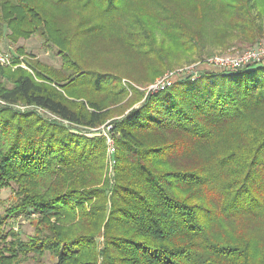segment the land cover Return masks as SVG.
<instances>
[{"label":"trees","instance_id":"trees-1","mask_svg":"<svg viewBox=\"0 0 264 264\" xmlns=\"http://www.w3.org/2000/svg\"><path fill=\"white\" fill-rule=\"evenodd\" d=\"M3 29L61 64L0 68V264H264V62L118 106L125 77L264 40V0H0Z\"/></svg>","mask_w":264,"mask_h":264},{"label":"rangeland","instance_id":"rangeland-1","mask_svg":"<svg viewBox=\"0 0 264 264\" xmlns=\"http://www.w3.org/2000/svg\"><path fill=\"white\" fill-rule=\"evenodd\" d=\"M7 33H8L7 30H4V29L0 32V52L8 54L12 59V64L4 65V64L0 63V68L10 69L11 72H14L18 68H21V69H23V70H25L31 74L32 71L26 65L24 60H26L28 62H32V61L37 60L38 62L47 64L48 66L52 67L53 69L60 67L61 62H60V59L57 57L55 50L52 48L50 49L49 47L44 45L43 41L38 36H32L27 40L21 39L18 41V43L11 44L5 37V35ZM260 43H264V40L260 41L258 44H260ZM255 46H253V47H255ZM253 47L252 46L251 47L243 46V47H240V49L231 48V49H228L225 51H220L219 49H212L214 51L211 52L212 53L211 55L204 57L203 59H197L196 58V61H194V62L185 63L181 66L175 67L174 69L167 70L161 76H164L165 74H167L169 72H172V71L175 72V71L183 70L185 68H191V70L197 71V73L199 74V71H201V70L211 69L208 65L205 64V62H203V60L212 59L214 57H221V56H236V55L240 54V52L242 53L245 50L253 48ZM208 49H210V48H208ZM18 50H21V51H18ZM193 57L195 58L196 55H194ZM102 61L107 62V61H109V59L108 58H102ZM140 73H141V71L138 69V71L135 72V75H131V76L133 78L135 76H139ZM161 76H159V77H161ZM159 77H157L153 82H151L150 84H147L145 86L137 85V83L130 80L129 77L128 78L125 77V78L121 79V85L124 88H126V90L129 92L128 93L129 96L124 101H122L120 105H118L119 107H123V109H124V111L121 112L120 114H124V112L126 113L128 110L127 108H129V106H127V103H128L129 99H132L130 88L133 87L136 90L143 92L146 96V92H147L148 88L151 87L158 80ZM114 112H113V114H114ZM108 123L109 122L105 123V125L100 127L98 131L101 130L103 132V130L107 127ZM96 133H101V132H96ZM105 146H106L105 165H106L107 175L109 174V177H110V173L113 172L112 169H114L115 163H113V165H112L108 162V158L110 157L109 156L110 154H109V152H107V140L105 141ZM114 153H115V147H114V152H113L112 157H114ZM12 199H13V195H12V191L10 189L1 191V193H0L1 205L5 206V205L11 203ZM12 227H13L15 232L20 234V237L22 240H25L27 236L32 235L34 232L33 226L29 223V221L24 220V219L17 220L16 222H14ZM53 262L54 261L51 258L46 256L40 262L30 260L28 263H25V264H53Z\"/></svg>","mask_w":264,"mask_h":264},{"label":"built area","instance_id":"built-area-1","mask_svg":"<svg viewBox=\"0 0 264 264\" xmlns=\"http://www.w3.org/2000/svg\"><path fill=\"white\" fill-rule=\"evenodd\" d=\"M203 62H205V64L208 65L211 69L215 70L236 71L239 69H243L253 64H259L261 62H264V43H260L253 48L247 49L236 56L214 57L212 59L203 60ZM0 63L4 65H10L12 64V59L8 54L0 52ZM197 76V71L191 70V68H185L183 70L169 72L164 76H161L162 78L159 77L158 80L151 87L148 88L146 95L149 93L162 91L172 86V84L177 79L185 77H192L193 79H195ZM0 104H3V102L0 101ZM109 129L110 126H107L103 130V132L101 131L99 135H103L102 137L107 140V152H109L110 154L108 162L113 165L114 161L112 160V155L114 152V145L112 139L108 135Z\"/></svg>","mask_w":264,"mask_h":264}]
</instances>
